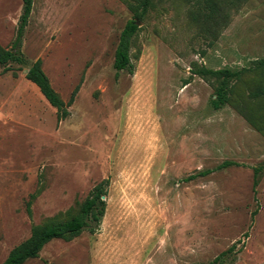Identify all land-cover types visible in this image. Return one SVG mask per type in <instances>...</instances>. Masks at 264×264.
Here are the masks:
<instances>
[{"label":"rangeland","instance_id":"374dc122","mask_svg":"<svg viewBox=\"0 0 264 264\" xmlns=\"http://www.w3.org/2000/svg\"><path fill=\"white\" fill-rule=\"evenodd\" d=\"M132 2L33 0L25 63L0 68V264L33 227L76 215L103 180L97 231L53 240L24 264H208L232 245L222 264H264V171L253 188L264 96L251 97L264 70L231 82L217 111L218 82L192 74L264 58V0H232L216 14L198 0H153L129 74L113 62ZM21 10V0H0V50ZM38 59L65 103L77 88L64 120L25 77ZM226 161L237 165L217 169Z\"/></svg>","mask_w":264,"mask_h":264},{"label":"trees","instance_id":"16d2710c","mask_svg":"<svg viewBox=\"0 0 264 264\" xmlns=\"http://www.w3.org/2000/svg\"><path fill=\"white\" fill-rule=\"evenodd\" d=\"M132 1V4L129 5L132 18L126 22L119 36L113 62V68L116 72L127 71L129 74L133 73V65L130 57L132 39L139 29L138 23L143 21L148 10L152 7L153 0ZM21 2L22 10L19 16L15 37L8 49L0 50V68H2V72L8 71V65L10 64L23 65L25 63L21 51L22 40L31 14L33 0H21ZM198 2H202L201 5L206 8L202 11L207 10L214 14H216L217 11H228L232 4V0H198ZM209 15H207L204 21L209 26H216L218 24L217 15ZM224 19L225 18L223 17L222 25L224 24ZM204 21L202 23H204ZM260 70H264V58L251 61L248 67L240 70H231L228 68L211 70L201 67L194 69L192 74L201 78H214L218 82L215 88L214 97L210 100V106L213 110L217 111L228 103L231 82L237 81L244 73ZM25 77L29 82L37 87L47 103L55 109L57 121L64 120L68 117V107L74 101L77 88L73 90L69 101L65 103L52 88L48 77L42 69L40 59L32 63V65L28 68ZM261 96H264L263 89H258L251 93L252 98H259ZM232 165H237V163L226 161L220 164L217 169H222ZM263 171L264 161L258 167L253 168V188L257 187ZM210 173V170H206L190 175L184 179V182H190L199 177H205ZM107 185V180H103L97 184L92 189L89 196L80 205L78 213L68 220L33 227L29 238L14 247L1 264H24L27 260L36 258L42 248L53 240L69 241L79 236L84 231H87L90 234L95 233L105 213ZM27 210L29 213V209ZM234 247L235 245H232L228 250L221 253L208 264H222V258L231 253Z\"/></svg>","mask_w":264,"mask_h":264},{"label":"water","instance_id":"95a60500","mask_svg":"<svg viewBox=\"0 0 264 264\" xmlns=\"http://www.w3.org/2000/svg\"><path fill=\"white\" fill-rule=\"evenodd\" d=\"M138 25H139V23H138Z\"/></svg>","mask_w":264,"mask_h":264}]
</instances>
